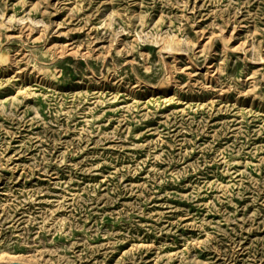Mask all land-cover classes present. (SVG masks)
<instances>
[{
    "label": "rangeland",
    "instance_id": "rangeland-1",
    "mask_svg": "<svg viewBox=\"0 0 264 264\" xmlns=\"http://www.w3.org/2000/svg\"><path fill=\"white\" fill-rule=\"evenodd\" d=\"M9 261L264 264V0H0Z\"/></svg>",
    "mask_w": 264,
    "mask_h": 264
},
{
    "label": "water",
    "instance_id": "water-1",
    "mask_svg": "<svg viewBox=\"0 0 264 264\" xmlns=\"http://www.w3.org/2000/svg\"><path fill=\"white\" fill-rule=\"evenodd\" d=\"M0 264H20V263H18V262H13V263H0ZM24 264H26V263H24Z\"/></svg>",
    "mask_w": 264,
    "mask_h": 264
},
{
    "label": "bare ground",
    "instance_id": "bare-ground-1",
    "mask_svg": "<svg viewBox=\"0 0 264 264\" xmlns=\"http://www.w3.org/2000/svg\"><path fill=\"white\" fill-rule=\"evenodd\" d=\"M10 38V37H9ZM12 260V259H11ZM14 260V259H13ZM10 262V261H9ZM10 263H13V262H10ZM18 263H20V262H18ZM20 264H24V263H20Z\"/></svg>",
    "mask_w": 264,
    "mask_h": 264
}]
</instances>
